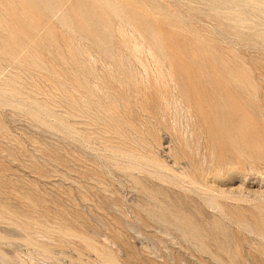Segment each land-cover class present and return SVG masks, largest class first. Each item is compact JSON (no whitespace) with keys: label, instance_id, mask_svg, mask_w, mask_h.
<instances>
[{"label":"rangeland","instance_id":"rangeland-1","mask_svg":"<svg viewBox=\"0 0 264 264\" xmlns=\"http://www.w3.org/2000/svg\"><path fill=\"white\" fill-rule=\"evenodd\" d=\"M0 264H264V0H0Z\"/></svg>","mask_w":264,"mask_h":264},{"label":"bare ground","instance_id":"bare-ground-1","mask_svg":"<svg viewBox=\"0 0 264 264\" xmlns=\"http://www.w3.org/2000/svg\"><path fill=\"white\" fill-rule=\"evenodd\" d=\"M211 98H213V96L211 95ZM189 99V98H188ZM189 106H190V104H188ZM197 107V105H195V108ZM196 121V120H195ZM210 124H211V126L213 125V120H211L210 122H209ZM200 126V125H199ZM197 133V132H196ZM205 134V133H204ZM205 136V135H204ZM213 137V134L210 132V138H212ZM217 144H219V145H221V143L219 142V143H217ZM204 148V147H203ZM207 151V150H206Z\"/></svg>","mask_w":264,"mask_h":264}]
</instances>
